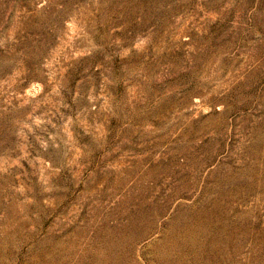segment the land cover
I'll return each instance as SVG.
<instances>
[{"label": "rangeland", "instance_id": "374dc122", "mask_svg": "<svg viewBox=\"0 0 264 264\" xmlns=\"http://www.w3.org/2000/svg\"><path fill=\"white\" fill-rule=\"evenodd\" d=\"M0 264H264V0H0Z\"/></svg>", "mask_w": 264, "mask_h": 264}]
</instances>
